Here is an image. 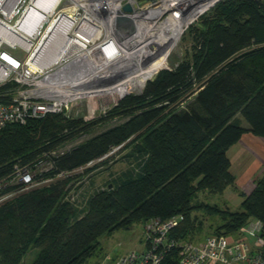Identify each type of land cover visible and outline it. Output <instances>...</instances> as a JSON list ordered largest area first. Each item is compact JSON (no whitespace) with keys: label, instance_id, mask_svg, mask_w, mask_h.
I'll return each mask as SVG.
<instances>
[{"label":"trees","instance_id":"1","mask_svg":"<svg viewBox=\"0 0 264 264\" xmlns=\"http://www.w3.org/2000/svg\"><path fill=\"white\" fill-rule=\"evenodd\" d=\"M190 34L193 65L186 58L159 70L141 94L120 99L110 116L128 118L52 157L51 176L72 172L141 132L135 167L114 178L109 188L96 190L84 205L65 198L62 180L2 203L0 264H22L30 248L38 250L32 264H85L101 236L152 218L182 215L171 237L188 241L202 229L195 210L218 219L212 235H237L251 219L264 224V168L245 194L235 187L226 155L244 133L264 138V0H219ZM184 97L193 99L184 105ZM80 120L48 114L4 127L0 180L16 164L33 167L41 153L82 128ZM229 187L241 198L238 211L191 203L196 192L222 195ZM176 256L173 251L165 263Z\"/></svg>","mask_w":264,"mask_h":264},{"label":"built area","instance_id":"2","mask_svg":"<svg viewBox=\"0 0 264 264\" xmlns=\"http://www.w3.org/2000/svg\"><path fill=\"white\" fill-rule=\"evenodd\" d=\"M41 1L0 0V130L48 114L92 117L121 99L113 93L124 81L131 80L125 89L133 85L132 90L139 86L141 91L158 70L168 69L140 77L159 56L162 38L176 28L178 41L218 2L51 0L43 8ZM126 4L130 12L122 11ZM119 14L132 20L130 33L125 26L116 28ZM12 184L28 191L36 183L27 166L16 164L0 180V187ZM182 221V215L149 219L143 224L139 250L109 255L94 264H264L261 220H249L237 235H211L200 243L171 237ZM173 251L176 260L165 263Z\"/></svg>","mask_w":264,"mask_h":264},{"label":"rangeland","instance_id":"3","mask_svg":"<svg viewBox=\"0 0 264 264\" xmlns=\"http://www.w3.org/2000/svg\"><path fill=\"white\" fill-rule=\"evenodd\" d=\"M207 12L202 14V16L206 15ZM202 16L195 24L201 21ZM195 24L189 25L180 36L178 44L168 59V69H172L180 61L186 58L189 59L193 65L195 51L192 47V35L190 34V29ZM250 49L252 48L246 49V51H249ZM142 90L139 92L131 91L129 93L138 95L141 94ZM184 98V101H186L184 105L190 103L193 99ZM115 105L107 106L106 108L98 111L92 117L81 119L78 123L81 124L80 126L82 128L74 133L69 139L57 146L53 151L41 153L36 160L33 161V167L30 164L25 165L34 177V181L36 183L34 184L35 187L47 185L55 182L56 180L65 181V198L74 201L77 205H84L87 198L96 190L109 188L112 185V180L114 178L135 167V162L132 158L136 154L135 149L139 146L141 147V132L133 135L122 144L111 147L103 156L72 172L62 174L61 176H51L53 175L51 165L52 157L86 142L101 131L107 130L115 125L122 124L128 118V116H110V113H112ZM180 107H182L181 104ZM238 117L240 118L241 116L238 115ZM238 154L237 159L241 162L246 161L244 166L247 168L256 156L248 146L242 147L241 152H238ZM230 155L231 154L229 153V156ZM235 163L236 162L232 159V174L239 176L242 174V171L238 168L239 165ZM260 175V172L256 173L249 184L254 186L255 180ZM27 189L28 188L23 189V187L16 184L0 187V205L16 195L27 192ZM227 191L226 198L219 194H210L206 191H199L193 196L191 203L194 206L199 205L200 203H205L208 205H216L223 209L228 208L231 211H238L240 209V204L234 202V199H237L235 197L238 196L234 197L229 194L231 193L229 190ZM242 191H244V189H242ZM229 197H234V199ZM193 214L196 215L198 221L202 222V229L201 231H195L189 235L188 241L192 243H200L206 237L212 235V228H214L219 222L216 217L206 215L203 210H195ZM143 224L144 223L142 222H137L128 230H118L111 234L101 236L98 239L99 246L97 252L91 256L85 264H94L109 255L118 256L129 250H139L141 248ZM37 252L38 250L36 248H30L24 255L22 264H32L37 256Z\"/></svg>","mask_w":264,"mask_h":264},{"label":"crops","instance_id":"4","mask_svg":"<svg viewBox=\"0 0 264 264\" xmlns=\"http://www.w3.org/2000/svg\"><path fill=\"white\" fill-rule=\"evenodd\" d=\"M241 120V126H243L244 128H247V124L245 123V121H243V119ZM244 122V123H243ZM249 147L253 153L256 155L254 160L251 161V163L249 164L250 166L247 168L244 165L246 164L245 162H241L237 159V156L239 155L238 152H241L242 147ZM235 149V150H234ZM234 150V151H233ZM229 153L231 154L229 156ZM227 158L230 161V170L232 173V159L233 161H235V164L239 165V169L242 171L241 175H234L235 180H234V184L237 190L242 191V189H244V191H242L245 194H249L250 191L253 188L252 184H249L250 181H252L251 179L253 178V176L260 172L262 173L263 168H264V138L262 137H256L251 135L250 133H244L242 135V137L239 139V141L237 143H235L234 145H232L226 152ZM232 156V158H231ZM257 159V160H255ZM252 183V182H251ZM247 187V188H246ZM227 190H229L231 193V195L238 196V194L236 193V190H234L233 188H227L224 193L222 194V196L224 198H226V192H228ZM234 197H229L234 199ZM237 199H234L235 203H239L241 202V198L235 197Z\"/></svg>","mask_w":264,"mask_h":264},{"label":"bare ground","instance_id":"5","mask_svg":"<svg viewBox=\"0 0 264 264\" xmlns=\"http://www.w3.org/2000/svg\"><path fill=\"white\" fill-rule=\"evenodd\" d=\"M50 1L51 0H43L39 3V5L43 8L47 7L51 4ZM165 30H166V27H165V29H163V31H165ZM177 38H178L177 29L172 28L171 34L163 37L162 41L160 42L161 43V49H160L159 56L156 59H153V60H155V62L152 63L150 66L144 67L145 70L143 71V74H141L140 77H142V75H143V79H144L145 76L151 75L153 72L157 71L158 69L165 68L166 66L168 67V65H167L168 59H169L170 55L172 54L174 48L178 44ZM130 81H124L123 84L119 85L116 88V90L113 93V95L116 99L122 98L124 95H126L130 91H136V92L140 91L139 86H136V89L132 90L133 85H131L130 88L125 89L124 86L129 84ZM138 84H139V82H138Z\"/></svg>","mask_w":264,"mask_h":264},{"label":"water","instance_id":"6","mask_svg":"<svg viewBox=\"0 0 264 264\" xmlns=\"http://www.w3.org/2000/svg\"><path fill=\"white\" fill-rule=\"evenodd\" d=\"M216 1H219V0H216ZM122 11L123 12H130L131 11V6L129 4H126L123 6L122 8ZM115 25H116V28L117 29H121L123 26L126 27L127 29V33H130L132 31V28H133V23H132V20L119 14L116 18V21H115Z\"/></svg>","mask_w":264,"mask_h":264}]
</instances>
